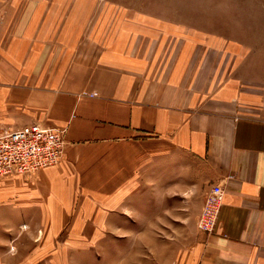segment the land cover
Listing matches in <instances>:
<instances>
[{"label":"crops","instance_id":"0c3cea01","mask_svg":"<svg viewBox=\"0 0 264 264\" xmlns=\"http://www.w3.org/2000/svg\"><path fill=\"white\" fill-rule=\"evenodd\" d=\"M97 6L0 0V134L66 128L59 165L0 179V264H264V85L242 46Z\"/></svg>","mask_w":264,"mask_h":264},{"label":"rangeland","instance_id":"374dc122","mask_svg":"<svg viewBox=\"0 0 264 264\" xmlns=\"http://www.w3.org/2000/svg\"><path fill=\"white\" fill-rule=\"evenodd\" d=\"M117 9L107 13H131L148 19L185 25L211 35L223 36L242 46L248 61L246 75L264 85V0H95ZM96 10V11H97ZM192 228L197 239V220Z\"/></svg>","mask_w":264,"mask_h":264},{"label":"built area","instance_id":"2783aa9c","mask_svg":"<svg viewBox=\"0 0 264 264\" xmlns=\"http://www.w3.org/2000/svg\"><path fill=\"white\" fill-rule=\"evenodd\" d=\"M66 128L26 125L0 134V179L17 174L30 175L61 163L64 153ZM225 189L214 184L207 192L197 220L198 229L214 232L223 205Z\"/></svg>","mask_w":264,"mask_h":264},{"label":"bare ground","instance_id":"6f19581e","mask_svg":"<svg viewBox=\"0 0 264 264\" xmlns=\"http://www.w3.org/2000/svg\"><path fill=\"white\" fill-rule=\"evenodd\" d=\"M224 202V201H223ZM219 218V217H218Z\"/></svg>","mask_w":264,"mask_h":264}]
</instances>
